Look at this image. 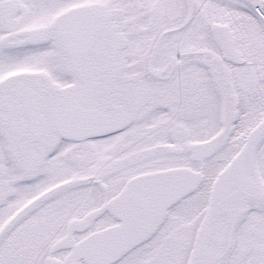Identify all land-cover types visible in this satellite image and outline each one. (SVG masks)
I'll list each match as a JSON object with an SVG mask.
<instances>
[{
  "label": "snow or ice",
  "instance_id": "snow-or-ice-1",
  "mask_svg": "<svg viewBox=\"0 0 264 264\" xmlns=\"http://www.w3.org/2000/svg\"><path fill=\"white\" fill-rule=\"evenodd\" d=\"M0 264H264V0H0Z\"/></svg>",
  "mask_w": 264,
  "mask_h": 264
}]
</instances>
